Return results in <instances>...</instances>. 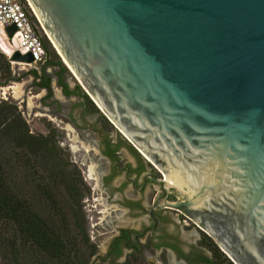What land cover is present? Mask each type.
<instances>
[{
  "label": "water",
  "instance_id": "1",
  "mask_svg": "<svg viewBox=\"0 0 264 264\" xmlns=\"http://www.w3.org/2000/svg\"><path fill=\"white\" fill-rule=\"evenodd\" d=\"M25 1L85 93L182 197L152 210L202 215L233 264H264V0Z\"/></svg>",
  "mask_w": 264,
  "mask_h": 264
},
{
  "label": "flooded vegetation",
  "instance_id": "2",
  "mask_svg": "<svg viewBox=\"0 0 264 264\" xmlns=\"http://www.w3.org/2000/svg\"><path fill=\"white\" fill-rule=\"evenodd\" d=\"M32 74V86L37 87L38 94L45 91L41 111L62 119L65 147L81 152L80 171L89 188L86 201L93 203L88 205L91 216L95 215L90 225L96 231L104 227L112 231L98 263H123L139 254L149 264H156L151 260L154 256L158 264H211L206 243L215 242L204 228L206 218L184 207L152 210L161 200H182L174 187L160 182L164 175L156 165L98 107H93L80 86H70L60 66L46 64ZM53 78L58 95L53 92ZM72 104L81 106L82 112L73 111ZM94 111L104 124H90L88 115ZM90 167L95 172L91 173ZM187 227L193 230L189 237Z\"/></svg>",
  "mask_w": 264,
  "mask_h": 264
},
{
  "label": "trees",
  "instance_id": "3",
  "mask_svg": "<svg viewBox=\"0 0 264 264\" xmlns=\"http://www.w3.org/2000/svg\"><path fill=\"white\" fill-rule=\"evenodd\" d=\"M42 42L46 64L66 71L45 35ZM0 78L1 85L15 80L1 52ZM59 142L55 130L31 132L17 105L0 101V264H106L95 262L98 247L83 207L89 188ZM206 246L211 264H233L215 243ZM109 264L149 263L133 254Z\"/></svg>",
  "mask_w": 264,
  "mask_h": 264
},
{
  "label": "rangeland",
  "instance_id": "4",
  "mask_svg": "<svg viewBox=\"0 0 264 264\" xmlns=\"http://www.w3.org/2000/svg\"><path fill=\"white\" fill-rule=\"evenodd\" d=\"M61 62L66 69L65 74H64L66 81L70 84L71 87H73L74 84H75V87L80 86L77 79L70 72V70L67 68V66L63 63L62 60ZM43 66L44 65H41V66L32 65V64L22 63V62L11 64L12 76L15 78V80L8 82L5 85L0 84V101L1 100L13 101L17 105L18 109L20 110L26 122L28 123L31 129V132L47 134L48 130H51V129L55 130L57 134L59 135V140H60L59 145L64 150L65 157L67 158L66 160L69 161L77 169V171H79L80 175L83 177L84 174L82 175L80 171V169L82 168L81 166L82 156L80 155L81 152L80 151H75V152L68 151L67 148L65 147V142H64L65 135H64L63 130H61V126H63L62 119L60 117H55L54 115L41 111L43 107L40 101H41V97L45 94V91L40 92L38 94L37 87L32 86L33 78H34L32 71L35 68L40 69ZM3 81L4 79L0 78V82H3ZM54 84H55V80L53 78L52 79L53 92L55 93V95H58L59 89H57ZM18 85L20 86V93L19 95L16 96V92L14 91L13 87L18 86ZM80 89L81 91H83L82 87ZM74 101H75L74 103H76L75 99ZM90 102L94 108H97V106L92 102V100ZM71 107L72 109H74L73 111L77 113L82 112L81 106L79 105L72 104ZM97 114L98 113L94 111L92 115H88V120L90 124H94V123L104 124L105 123L103 119H99L100 116H98ZM128 158L133 161V159L130 156H128ZM74 161H76V163ZM72 169L74 168L72 167ZM83 181H84V178H83ZM88 196H89V193H87V195L85 196V199L83 201V207H84V211L87 216V219H88L91 239L95 243H97V245L100 247L98 248L100 249L99 254L95 257V262L98 263L101 261L99 256L104 255L107 249L109 241L112 237V233H111L112 231L108 229L107 227H104L103 230L96 231L92 227L93 225H90V223H93L91 218L92 216L94 218L95 215L93 214L91 216L92 213H90L89 211L91 209L90 205L93 203L90 201L89 202L86 201V198ZM191 229L192 228H188V227L185 229V233L187 234V237H189V234H192L191 232H193V230ZM151 260L154 261V263L158 264L157 262H155L156 261L155 256L151 258Z\"/></svg>",
  "mask_w": 264,
  "mask_h": 264
},
{
  "label": "built area",
  "instance_id": "5",
  "mask_svg": "<svg viewBox=\"0 0 264 264\" xmlns=\"http://www.w3.org/2000/svg\"><path fill=\"white\" fill-rule=\"evenodd\" d=\"M24 1L0 0V52L8 60L15 51L21 54L29 53L33 58L32 65H45L47 53L42 42L44 34L37 27L39 23L29 3ZM11 25H14L17 31L10 38L6 28Z\"/></svg>",
  "mask_w": 264,
  "mask_h": 264
},
{
  "label": "bare ground",
  "instance_id": "6",
  "mask_svg": "<svg viewBox=\"0 0 264 264\" xmlns=\"http://www.w3.org/2000/svg\"><path fill=\"white\" fill-rule=\"evenodd\" d=\"M14 88V91L16 92V96L17 95H19V93H20V86L18 85V86H15V87H13ZM141 153V152H140ZM142 154V153H141ZM143 155V154H142ZM144 156V155H143ZM145 157V156H144ZM146 158V157H145ZM147 159V158H146ZM148 160V159H147ZM149 161V160H148ZM90 172L91 173H93L94 172V169H93V167H90ZM164 180H165V178H164Z\"/></svg>",
  "mask_w": 264,
  "mask_h": 264
}]
</instances>
